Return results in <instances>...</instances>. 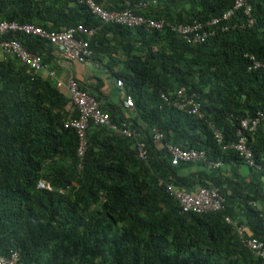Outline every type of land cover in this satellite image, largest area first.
<instances>
[{
	"label": "trees",
	"instance_id": "1",
	"mask_svg": "<svg viewBox=\"0 0 264 264\" xmlns=\"http://www.w3.org/2000/svg\"><path fill=\"white\" fill-rule=\"evenodd\" d=\"M94 2L106 11L130 10L176 25L221 17L234 4ZM250 5L252 26L238 11L224 22L226 30L214 27L204 43L191 45L168 29L102 23L79 0H0V21L51 32L94 29L89 39L77 37L87 41L90 62L122 82L123 98L130 96L133 106L106 100V77L91 86L71 79L113 125L136 134L90 124L79 156L77 132L66 126L78 112L68 92L58 89L56 74L6 54L0 60V258L15 252L16 264H263L246 244L251 238L264 244V119L247 134L254 166L223 149L237 141L242 119L264 114V67L248 69L249 56L264 65V0ZM5 40L39 56L45 68L57 63L54 46L44 38L16 32L0 35ZM116 62L123 70L113 73ZM179 90L196 97L201 117L174 105ZM139 144L145 159L138 157ZM169 145L201 151L206 159L172 165ZM167 186L188 194L216 188L221 208L181 213ZM226 218L246 233L240 238Z\"/></svg>",
	"mask_w": 264,
	"mask_h": 264
},
{
	"label": "built area",
	"instance_id": "2",
	"mask_svg": "<svg viewBox=\"0 0 264 264\" xmlns=\"http://www.w3.org/2000/svg\"><path fill=\"white\" fill-rule=\"evenodd\" d=\"M84 4L91 13L96 16L102 23L113 24L123 26L131 29L143 28L146 30L163 31L164 29L171 30L185 40L188 44L197 45L205 42L208 31L214 29V27L222 26V30H226L227 26L224 22L230 21L238 11H242L246 17V25L250 27L253 25V18L251 16L250 0H234L233 7L227 10L221 17L213 18L206 22H194L192 24H171L165 21H156L153 19L145 18L141 15H136L130 10L124 11H106L97 5L94 0H79ZM237 25L234 24L233 28ZM23 33L25 35H36L40 38L46 39L50 44L63 51V55L66 59L70 60L74 65H83L90 61L91 51L88 47V43L85 40L79 39L77 34H83L89 39L95 32L94 29L86 30L82 25L70 28L62 32L46 31L40 27H36L30 24H17L15 22L0 21V35L8 33ZM0 51L5 55H15L24 64L36 71H44L45 65L39 56L29 54L17 41H0ZM252 61L250 68H260L264 65L254 60V57H248ZM50 76L54 77V72H50ZM119 87L122 88V82H118ZM66 91L68 92L73 105L78 112V118L71 120L66 124L68 127H72L76 130L80 146L78 149L79 156H82L85 150V136L86 131L90 124L98 126H109L114 132L130 137L136 135L129 130H120L117 126L113 125L110 121L109 114L101 110L99 103L90 96L87 92L81 89L78 83L70 79L66 85ZM164 99L165 97L162 96ZM174 105L179 110L186 111L189 115H196L201 117L200 104L196 101V97L192 95L187 97L184 90L177 92V98L173 101ZM125 108L133 106V101L130 96H126L122 102ZM264 119L263 113H257L256 117L251 119H242L239 123L237 130V141L232 143L229 147H223V149L231 148L238 153L245 161V164L249 167L254 166V159L251 150L247 144V134L254 133L257 129L258 123ZM215 138L220 143L222 136L219 132H216ZM154 139L159 141L161 135L154 133ZM171 158L172 165H178L179 163H197L204 161L206 156L201 151H184L178 147L167 146ZM137 154L140 159L146 158V151L142 144L138 145ZM220 166V163H215L214 167ZM167 191L177 199L181 213H207L216 212L220 210L223 198L219 195V191L216 188L207 189L200 188L195 194H188L182 191H175L171 187L167 186ZM264 195V194H263ZM255 206V203L253 204ZM226 222L235 228L238 236L241 238L246 233V228L237 225L236 222L231 221L229 218L225 219ZM246 247L264 264V245L262 242L255 238H251ZM18 261L17 253L13 252L9 257H1L0 264H16Z\"/></svg>",
	"mask_w": 264,
	"mask_h": 264
},
{
	"label": "crops",
	"instance_id": "3",
	"mask_svg": "<svg viewBox=\"0 0 264 264\" xmlns=\"http://www.w3.org/2000/svg\"><path fill=\"white\" fill-rule=\"evenodd\" d=\"M57 63H53V65H47L45 70L54 72L56 74L57 79V87L60 91H66V85L68 80L71 78H76L81 84L86 86H91L96 84V79H107L105 85L103 86V92L106 100H110L112 103L120 105L123 101L122 88L119 87L118 82L114 78H112V74L110 70L103 68V66H99V64L95 62H86L83 65H74V67H70L65 58L63 57L62 52L57 47H54ZM5 57V54L0 51V60ZM116 61V60H113ZM112 64V63H110ZM123 70V65L121 63H115L112 67L113 73H117ZM45 73V71H42Z\"/></svg>",
	"mask_w": 264,
	"mask_h": 264
},
{
	"label": "clouds",
	"instance_id": "4",
	"mask_svg": "<svg viewBox=\"0 0 264 264\" xmlns=\"http://www.w3.org/2000/svg\"><path fill=\"white\" fill-rule=\"evenodd\" d=\"M148 4H150L149 2H147L146 4H144L143 6L145 7V6H147ZM154 4H155V2H154ZM144 17V16H143ZM146 18V17H145ZM150 19V18H149ZM206 22V21H205ZM200 23H203V22H200ZM180 37V36H179ZM181 38V37H180ZM185 41V40H184ZM121 82V81H120ZM124 99V98H123ZM264 245V244H263ZM248 249V248H247ZM252 253V252H251ZM253 254V253H252Z\"/></svg>",
	"mask_w": 264,
	"mask_h": 264
}]
</instances>
